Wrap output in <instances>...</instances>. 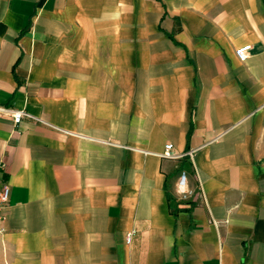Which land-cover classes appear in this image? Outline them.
<instances>
[{"label":"crops","instance_id":"obj_1","mask_svg":"<svg viewBox=\"0 0 264 264\" xmlns=\"http://www.w3.org/2000/svg\"><path fill=\"white\" fill-rule=\"evenodd\" d=\"M0 107V264H264V0H0Z\"/></svg>","mask_w":264,"mask_h":264},{"label":"built area","instance_id":"obj_2","mask_svg":"<svg viewBox=\"0 0 264 264\" xmlns=\"http://www.w3.org/2000/svg\"><path fill=\"white\" fill-rule=\"evenodd\" d=\"M251 49L250 44H245L237 47L235 49V54L238 59L244 60L248 56V52ZM10 111V115L14 123H18L21 120L22 111L20 110H12L0 107V112ZM194 149L188 150L185 153H178L173 151V145L170 142L165 143L163 147V151L161 153V157L168 159H178L184 155H187L190 159L193 158ZM177 188L179 192V196L181 199H187L190 191L187 188V175L186 172L181 170L178 175L177 180ZM9 199V186L6 183H0V232L3 230L2 222L4 219L3 208L7 204ZM131 240V232H127L126 234V243H129Z\"/></svg>","mask_w":264,"mask_h":264},{"label":"trees","instance_id":"obj_3","mask_svg":"<svg viewBox=\"0 0 264 264\" xmlns=\"http://www.w3.org/2000/svg\"><path fill=\"white\" fill-rule=\"evenodd\" d=\"M188 135H189V132H188ZM168 198H170V196H167Z\"/></svg>","mask_w":264,"mask_h":264}]
</instances>
